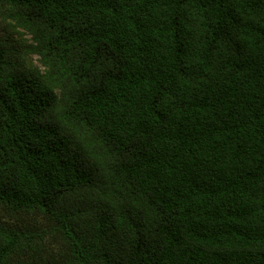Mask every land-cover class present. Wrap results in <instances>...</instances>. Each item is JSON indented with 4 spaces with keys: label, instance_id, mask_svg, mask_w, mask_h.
<instances>
[{
    "label": "trees",
    "instance_id": "1",
    "mask_svg": "<svg viewBox=\"0 0 264 264\" xmlns=\"http://www.w3.org/2000/svg\"><path fill=\"white\" fill-rule=\"evenodd\" d=\"M0 34V264H264V0H0Z\"/></svg>",
    "mask_w": 264,
    "mask_h": 264
},
{
    "label": "snow or ice",
    "instance_id": "2",
    "mask_svg": "<svg viewBox=\"0 0 264 264\" xmlns=\"http://www.w3.org/2000/svg\"><path fill=\"white\" fill-rule=\"evenodd\" d=\"M4 15H7V13H4ZM2 35V34H0ZM4 239V234L2 232H0V241H2Z\"/></svg>",
    "mask_w": 264,
    "mask_h": 264
}]
</instances>
